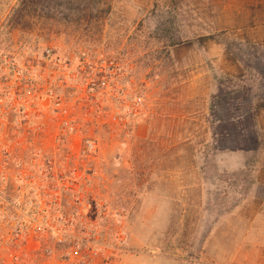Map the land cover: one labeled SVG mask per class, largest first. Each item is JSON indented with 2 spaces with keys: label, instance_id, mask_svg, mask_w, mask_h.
Instances as JSON below:
<instances>
[{
  "label": "rangeland",
  "instance_id": "374dc122",
  "mask_svg": "<svg viewBox=\"0 0 264 264\" xmlns=\"http://www.w3.org/2000/svg\"><path fill=\"white\" fill-rule=\"evenodd\" d=\"M0 264H264V0H0Z\"/></svg>",
  "mask_w": 264,
  "mask_h": 264
}]
</instances>
